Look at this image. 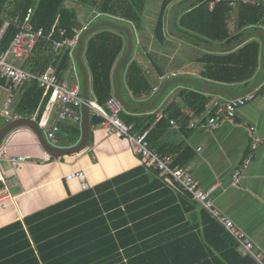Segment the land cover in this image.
<instances>
[{
  "label": "crops",
  "instance_id": "crops-1",
  "mask_svg": "<svg viewBox=\"0 0 264 264\" xmlns=\"http://www.w3.org/2000/svg\"><path fill=\"white\" fill-rule=\"evenodd\" d=\"M4 1L8 5L9 1ZM183 1L185 0H169L163 16V39L157 38L155 33L163 0H143V2L128 0L135 6L140 4L143 7L139 23L111 14L98 15L95 18L91 8L79 2L66 0L65 4L77 10L78 18L85 27L98 17L109 16L120 21L117 25L128 27L132 36L135 32L136 44L133 45L131 58L142 68L145 77L149 79L152 91L147 95L135 96L127 87L126 69H120L119 94L130 106H123L120 103L121 113L125 118H141L142 123L138 129L152 121L148 128L150 147L157 152L172 155L173 163L186 167L202 190L215 187L211 194L215 205L253 240L259 251L264 253V79L257 84L264 76V41L261 39L264 37L254 34L255 30H251L245 33H249L245 38L249 35L251 37L247 41L244 38L237 44L255 41L258 45L257 66L250 79L243 82L211 79L208 68L214 65V62L211 64L207 59L213 56L219 58L237 45L230 50H224V47L219 46H215L219 47L218 49H209L197 42L193 45L191 42L178 39L185 36H177L171 32L174 31V22L176 26L179 23V18L175 19L176 13L185 8L184 5L191 0ZM245 5L264 7V0H250V3ZM230 6L236 8L238 4H230ZM234 15L235 10L229 22L232 31L235 27ZM8 19L12 18L8 17L6 20ZM108 20L116 24L115 21ZM4 25L0 34L6 28ZM256 30L264 31V24L259 25ZM76 48L72 51L66 48L69 50L70 62L61 78H68L83 97V80L75 56ZM178 55L183 56L178 57ZM28 58H16L12 59V62L23 67ZM116 65L113 69L115 79L113 98L117 89ZM52 66L56 73V66ZM173 79L179 80L167 84L160 94L163 85ZM247 82L249 84L245 85ZM8 84V79L0 76V107L6 98ZM25 84L27 83L20 85L16 90L14 101L19 98ZM199 84L210 88H204ZM223 89L227 92H223ZM46 93L44 89V96ZM241 93L244 94L237 97L246 96L248 99L244 105L235 109L232 118L222 117L217 126L208 123V111L213 101H228L237 98L229 95ZM88 100H95L92 96L89 75ZM102 106L108 109L106 103ZM83 112L82 105L76 109L79 115L77 120L61 121L57 116V107L49 106L47 101L40 117L37 119L35 113L29 119L37 123L42 138L48 144L55 148L67 149L78 145L82 140ZM94 118H97L96 115L89 111L88 145L78 152L58 157L45 150L41 137L28 124L13 126L4 133L0 141V154L5 153L10 157L23 156L26 161L3 162V171L14 198L6 208L0 206V228L138 166L144 165L148 169L151 167L157 170L153 165L135 156L133 143L110 134L101 124L94 123ZM171 119L175 123H171ZM191 122L194 123L193 127L190 126ZM9 123L0 119V131ZM54 125H58L59 129L52 139L48 137V132ZM253 143L256 144L255 149L252 147ZM176 159H179L180 163H176ZM78 170H83L86 174V183L89 185L87 189H82L78 179L67 178ZM149 173L152 179L160 178L176 196L188 195L189 200L194 204L195 220L191 218V213L188 216L193 222L198 220L201 226L203 212L207 214L208 212L180 187L170 185L160 174L157 176L154 170L149 169ZM235 173H239L236 182ZM215 222L221 226L217 221ZM199 247L197 251L205 258V264H216L219 261L217 256L209 253V249ZM237 251L242 255L238 245ZM120 253L123 262H126L127 257L123 255L122 248Z\"/></svg>",
  "mask_w": 264,
  "mask_h": 264
},
{
  "label": "trees",
  "instance_id": "trees-1",
  "mask_svg": "<svg viewBox=\"0 0 264 264\" xmlns=\"http://www.w3.org/2000/svg\"><path fill=\"white\" fill-rule=\"evenodd\" d=\"M8 1L6 5L0 0V30L5 22L8 23L0 36V52L9 47L19 31L20 22L32 8L31 22L36 30L42 29V36L22 68L40 73L52 64L61 78L70 62V54L66 48L55 54L52 41L72 38L83 29L77 10L66 5V0ZM72 1L91 8L93 16L111 14L135 23H139L143 8L128 0ZM210 1L198 0L178 11L175 19L179 18V23L176 26L174 22V31L223 48L264 24L262 6L238 3L234 8L228 0H222L210 9ZM168 3L169 0H163L159 12L155 30L159 39L163 37V16ZM234 10L232 31L229 22ZM8 17L12 19L6 20ZM101 20L103 18L98 17L85 29ZM183 38L196 44L194 39ZM126 49L125 31L109 26H102L83 39L82 60L89 75L92 96L98 104L105 105L113 97V69ZM257 55L258 45L252 41L237 45L219 58L209 57L207 61L214 62L207 67L209 78L247 81L256 69ZM131 57L132 53L121 68L126 69L127 87L135 96L150 94L149 79ZM48 95L47 92L44 96V87L37 81L27 82L14 101V112L20 118H32L36 113L38 119ZM119 116L132 125L133 132L148 129L152 122L138 129L141 118H125L121 111ZM93 122L101 124L102 120L97 117ZM176 163H180L179 159ZM149 169L158 176L157 170ZM149 169L138 166L1 227L0 264H205V258L197 251L199 246L218 257L216 264H257L237 251L236 242L206 212L200 222L202 227L198 220L193 222L188 215L194 211V204L188 195L176 196L160 178H150ZM121 248L126 262H123Z\"/></svg>",
  "mask_w": 264,
  "mask_h": 264
},
{
  "label": "built area",
  "instance_id": "built-area-1",
  "mask_svg": "<svg viewBox=\"0 0 264 264\" xmlns=\"http://www.w3.org/2000/svg\"><path fill=\"white\" fill-rule=\"evenodd\" d=\"M220 1L222 0H211L209 2V7L213 8L215 4ZM228 1L231 5L250 3V0ZM97 16L98 14L94 17L96 18ZM31 18L32 9H28L24 18L20 22L19 31L9 47L0 52V76L9 81L6 98L0 107V119L5 123H9L20 118L13 109L16 90L20 85L35 80L49 93L48 105L57 107V116L59 120H77L79 115L76 113V109L84 104V99L79 94L78 88L72 85L68 78H59L52 65H48L44 71L37 73L24 69L12 62V59L16 58H28L33 52L39 38L42 36V29L36 30L33 27ZM7 25L8 23H5L4 28ZM85 28L86 27L84 26L83 29ZM81 31L82 30L77 31L72 38L53 40V52L58 54L63 47H66L71 51L74 50L77 47V41ZM59 32L64 34V30L62 29H60ZM247 99L248 98L244 96L232 98L224 102L213 101L212 107L208 111V123L217 126L222 117L232 118L235 114V109L244 105ZM87 105L94 115L101 118V125L110 134L133 143L135 147L134 154L136 157L153 165L167 183L172 186L176 185L189 193L191 199L207 211L211 218L217 221L236 241L238 249L242 255L251 257L257 264H264V253L259 251L253 240L246 235L226 213L222 212L215 205L211 196L215 187L210 190H202L199 187L197 180L186 167L173 163L172 155L160 154L156 150H153L148 142V129L137 133L133 132L132 125L125 123L120 118L119 113L122 107L117 99L112 97L108 100V109H105L95 100H88ZM170 122L175 123L173 119H171ZM43 124L45 125V123ZM190 126L193 127L194 123L191 122ZM58 129V125H54L48 132V137L53 139L54 134ZM252 147L255 149L256 144L253 143ZM5 160L15 163L26 161V158L23 156L10 157L5 153L0 154V206L2 208H6L14 198L3 171V162ZM238 177L239 173H235V182ZM67 178L78 179L81 182L82 189H87L89 187L88 183H86V174L83 170L75 171L71 175H68Z\"/></svg>",
  "mask_w": 264,
  "mask_h": 264
},
{
  "label": "water",
  "instance_id": "water-1",
  "mask_svg": "<svg viewBox=\"0 0 264 264\" xmlns=\"http://www.w3.org/2000/svg\"><path fill=\"white\" fill-rule=\"evenodd\" d=\"M195 1L197 0H191L189 1L187 4H185L184 6H190L192 5ZM102 26H109V27H112V28H115V29H119V30H123L125 31V33L127 34V50L126 52L122 55V57L120 58V60L118 61L117 65H116V68H115V78H116V82H117V89H116V92H115V98L123 105V106H127V107H130L128 106V104H126L120 94H119V90H120V87H121V79H120V69H121V66L123 65V63L127 60V58L129 57L131 51H132V48H133V44H132V34H131V31L128 27L126 26H119L115 23H113L112 21H109V20H103V21H100L99 23L91 26L90 28L88 29H85L78 37V41H77V48H76V60L78 62V65H79V68H80V71H81V74H82V80H83V83H82V88H83V99H84V104H83V108H84V112H83V137H82V140L81 142L74 146V147H71V148H67V149H59V148H55L53 146H51L50 144L47 143V141H45L42 136H41V133L38 129V125L37 123L32 120V119H29V118H21V119H18V120H14L12 122H10L5 128H3L1 131H0V141H1V138L2 136L4 135V133H6V131L13 127V126H16V125H19V124H28L30 125L36 132L37 134H39V136L41 137V141H42V144L44 145V148L45 150L50 153L51 155L55 156V157H58L60 155H63V154H69V153H75V152H78L80 150H82L85 146L88 145V136H89V124H88V114H89V107L87 105V101H88V73L86 71V68L84 66V63H83V60H82V49H83V39L90 33L94 32L95 30H97L98 28L102 27ZM170 28L172 29V24L170 26ZM254 34H257V35H261L264 37V31L263 30H255L253 31ZM175 34L177 36H185L189 39H193L189 34H183V33H176ZM249 34V33H247ZM243 35L242 37H240V39H238L237 41H235L234 43H232L231 45L227 46V47H224L223 49L224 50H230L232 48L235 47V45H237L238 43L242 42L245 38V36L247 35ZM196 42L206 48H209V49H218L219 47H215V46H211V45H207L199 40H196ZM264 79V76L262 77V79L257 83L259 84L262 80ZM179 79H173V80H169L167 81V83H165L161 89V92L160 94L163 92L165 86L169 83H172V82H175ZM200 86L204 87V88H210L206 85H203V84H199ZM223 92H227L226 90H222ZM159 94V95H160ZM244 93H241V94H238V95H229L231 97H237V96H240ZM159 95L157 96V98L159 97ZM228 95V94H227ZM156 98V100H157ZM155 103V101L153 102ZM142 108V107H141ZM146 108V107H144ZM191 218L193 220H195V216H196V213L193 212L191 213Z\"/></svg>",
  "mask_w": 264,
  "mask_h": 264
},
{
  "label": "rangeland",
  "instance_id": "rangeland-1",
  "mask_svg": "<svg viewBox=\"0 0 264 264\" xmlns=\"http://www.w3.org/2000/svg\"><path fill=\"white\" fill-rule=\"evenodd\" d=\"M150 10H155V9H154V8H150ZM100 18H104L103 20L111 19V20L115 21L116 24H117V23H120V21H116L113 17L102 16V17H100ZM103 20H101V21H103ZM171 32H172V33H175L174 31H171ZM126 39H127V34H126ZM178 39H181V41H185V42L190 43L189 41H187L186 39H184V38H182V37H179ZM132 44H133V45L136 44V36H135V32H134V34H133V36H132ZM193 45H194V44H193ZM181 52H183V51L181 50ZM182 56H183V55H178V57H182Z\"/></svg>",
  "mask_w": 264,
  "mask_h": 264
}]
</instances>
